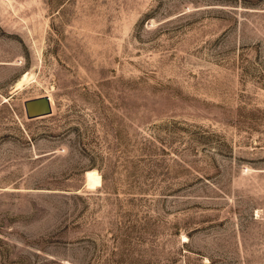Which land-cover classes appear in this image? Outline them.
<instances>
[{"label": "rangeland", "instance_id": "obj_1", "mask_svg": "<svg viewBox=\"0 0 264 264\" xmlns=\"http://www.w3.org/2000/svg\"><path fill=\"white\" fill-rule=\"evenodd\" d=\"M0 264H264V0H0Z\"/></svg>", "mask_w": 264, "mask_h": 264}, {"label": "water", "instance_id": "obj_2", "mask_svg": "<svg viewBox=\"0 0 264 264\" xmlns=\"http://www.w3.org/2000/svg\"><path fill=\"white\" fill-rule=\"evenodd\" d=\"M25 105L29 118L43 117L52 113V104L48 95L30 99Z\"/></svg>", "mask_w": 264, "mask_h": 264}]
</instances>
